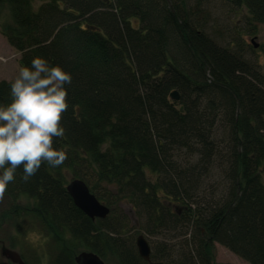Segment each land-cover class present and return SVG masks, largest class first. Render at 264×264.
Here are the masks:
<instances>
[{
    "label": "trees",
    "instance_id": "trees-1",
    "mask_svg": "<svg viewBox=\"0 0 264 264\" xmlns=\"http://www.w3.org/2000/svg\"><path fill=\"white\" fill-rule=\"evenodd\" d=\"M222 1L264 24V0ZM211 4L45 0L33 8L31 0H0L10 15L1 33L20 54L27 90L0 80V109L38 122L46 138L35 157L0 125V189L31 203L11 211L35 220L50 264H75L81 250L148 264L113 213L121 200L153 232L189 233L185 249L170 251L175 258L150 251L151 262L214 264L216 242L264 264V75L207 34ZM221 114L229 135L222 154L211 131ZM181 149L195 161L176 159ZM215 155L226 164L225 182L219 196L206 184L205 198ZM64 172L108 207L104 218L73 204Z\"/></svg>",
    "mask_w": 264,
    "mask_h": 264
},
{
    "label": "rangeland",
    "instance_id": "rangeland-1",
    "mask_svg": "<svg viewBox=\"0 0 264 264\" xmlns=\"http://www.w3.org/2000/svg\"><path fill=\"white\" fill-rule=\"evenodd\" d=\"M42 1L31 0V6L36 8ZM211 11L210 19L205 28L207 34L220 46L230 47L232 52H242V58L251 64V67L257 74L264 75V24H256L250 20L243 9H237L231 4L222 0H212L209 7ZM10 22V15L6 7L0 10V80L15 82L21 89L24 96L27 94L26 88L22 87V69L19 64L20 54L13 49L2 35L3 26ZM55 92L61 96L56 82L53 81ZM31 105H37L38 100L28 101ZM14 117L11 113L0 109V125L6 129L7 122ZM223 114L215 118L212 128V140L218 147L221 154L228 147V128L224 123ZM193 157V156H192ZM178 160H184L189 164L195 161V157L190 158L187 151L181 149L175 156ZM222 156L215 155L213 161V172H210L202 187L206 184H212L214 196H219L224 186V169ZM64 174V182L71 179L68 173ZM1 184V177H0ZM207 186L200 191V196L209 198L212 194ZM199 196V198H200ZM200 202V200H199ZM31 203L26 199L11 201L0 189V247L3 245L16 251L24 262L36 264H50L48 248V238L41 233L35 220L29 218H15L11 208L13 206H29ZM114 208V211H113ZM112 211L115 216L123 215L127 221L126 234L131 235L133 239L138 234L146 239L151 252L159 253L165 256L170 251L177 256L178 248L182 245L184 248L185 240L189 238V233L184 229L172 231H151L145 224V220L133 208V205L127 200L118 202ZM185 233V234H184ZM185 249V248H184ZM166 250L169 252L166 253ZM211 256L214 264H248L244 259L236 256L224 246L213 242ZM171 254V253H170ZM172 255V254H171ZM172 255V257L175 258ZM35 259V260H34ZM104 264H118L117 260L108 255L102 259ZM0 264H15L4 258L0 254Z\"/></svg>",
    "mask_w": 264,
    "mask_h": 264
},
{
    "label": "water",
    "instance_id": "water-1",
    "mask_svg": "<svg viewBox=\"0 0 264 264\" xmlns=\"http://www.w3.org/2000/svg\"><path fill=\"white\" fill-rule=\"evenodd\" d=\"M169 98L176 100L177 92L171 90ZM6 129L10 136L33 156H39V149L45 145L46 138L44 129L38 122L13 118L7 122ZM64 187L73 204L91 219L104 218L107 215L108 207L88 190L83 180L71 178L65 183ZM134 245L139 257L148 264H162L160 261H150V247L143 235L138 234L135 237ZM0 254L12 263L24 264L21 256L16 251L3 245L0 247ZM74 262L75 264H104L97 254L88 250L77 252L74 256Z\"/></svg>",
    "mask_w": 264,
    "mask_h": 264
}]
</instances>
